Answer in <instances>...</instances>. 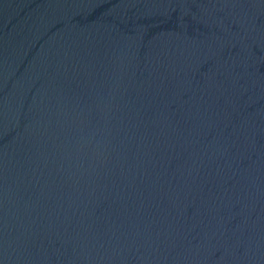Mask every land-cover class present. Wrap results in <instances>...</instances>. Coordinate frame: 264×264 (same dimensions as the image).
<instances>
[{"label": "water", "instance_id": "obj_1", "mask_svg": "<svg viewBox=\"0 0 264 264\" xmlns=\"http://www.w3.org/2000/svg\"><path fill=\"white\" fill-rule=\"evenodd\" d=\"M0 264H264V0H0Z\"/></svg>", "mask_w": 264, "mask_h": 264}]
</instances>
